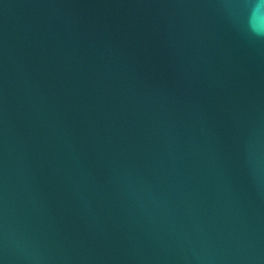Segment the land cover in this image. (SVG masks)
Instances as JSON below:
<instances>
[{
	"label": "water",
	"instance_id": "obj_1",
	"mask_svg": "<svg viewBox=\"0 0 264 264\" xmlns=\"http://www.w3.org/2000/svg\"><path fill=\"white\" fill-rule=\"evenodd\" d=\"M253 24L264 0H0V264H264Z\"/></svg>",
	"mask_w": 264,
	"mask_h": 264
},
{
	"label": "clouds",
	"instance_id": "obj_2",
	"mask_svg": "<svg viewBox=\"0 0 264 264\" xmlns=\"http://www.w3.org/2000/svg\"><path fill=\"white\" fill-rule=\"evenodd\" d=\"M260 10V6L257 5L254 10H253V16L256 15V13ZM252 31L254 34L258 35V36H264V30L257 28L254 24L251 26Z\"/></svg>",
	"mask_w": 264,
	"mask_h": 264
}]
</instances>
